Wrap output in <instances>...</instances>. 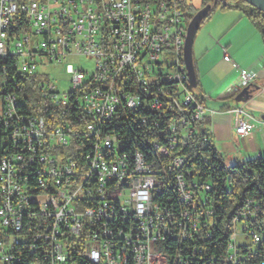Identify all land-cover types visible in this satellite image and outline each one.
Returning a JSON list of instances; mask_svg holds the SVG:
<instances>
[{"label": "built area", "instance_id": "2783aa9c", "mask_svg": "<svg viewBox=\"0 0 264 264\" xmlns=\"http://www.w3.org/2000/svg\"><path fill=\"white\" fill-rule=\"evenodd\" d=\"M186 27L179 0H0V264L188 263L155 246L191 239L210 216L205 201L175 173L182 158L158 171L120 130L155 129L151 147L164 158L213 114L185 87ZM73 56L92 60L93 72L67 64ZM63 63L70 90L59 93L38 69ZM33 77L49 119L23 112L20 80ZM255 79L240 70L234 94ZM232 112L238 136L252 131ZM173 171L175 209L161 197ZM257 209L234 220L227 264H243L239 247L261 242L249 223L261 213L264 228Z\"/></svg>", "mask_w": 264, "mask_h": 264}, {"label": "trees", "instance_id": "16d2710c", "mask_svg": "<svg viewBox=\"0 0 264 264\" xmlns=\"http://www.w3.org/2000/svg\"><path fill=\"white\" fill-rule=\"evenodd\" d=\"M179 3L186 14V23L188 24L194 16L189 15L191 7L187 4V0H179ZM207 5L211 6V10L205 20L209 19L216 10L235 9L241 12L257 30L264 45L263 13L247 5L243 0H223V2L220 0H203L202 7ZM37 80V77L20 80L25 87L23 112L24 114H38L40 111V115L49 119L48 116L52 114L53 110L46 107L47 104L42 103L36 95L35 83ZM195 83L197 87L196 74ZM185 87L196 101L203 105V99L194 92L195 89H191L186 83ZM140 114L143 115L142 112ZM203 121L197 124L194 133L185 137L178 136L177 145L164 158L159 157L151 147L150 140L157 136L155 129L135 123L132 125L125 124L120 130L131 137L129 147L146 154V161L154 164L158 171L162 164L170 165L174 158L178 157L184 160L181 168L175 169L176 172L173 171L166 178L161 197H163L168 208L175 209L177 202L172 176L175 173H182L188 183L191 182L196 186L195 189H191L194 198L204 200L206 208L210 212L208 219H199L198 230L191 239L185 242L164 240L156 244L155 250L166 255H173L177 251L181 252L190 258L187 264H227L225 262L226 246L233 232L234 220L247 206L250 211L257 207L256 214L257 211L264 212V160L258 158L225 166L220 155L209 141L206 130L201 127ZM3 131L0 121V133L2 134ZM147 151L150 152L149 156ZM261 219L262 215L259 213L249 222L254 230L258 229L261 232L262 237L261 242L256 247L251 245L239 247L240 252L244 255L243 264H259L264 260V228L261 226ZM259 226L261 227L256 228ZM194 249H197V254L191 257V250ZM169 264L172 263L169 262Z\"/></svg>", "mask_w": 264, "mask_h": 264}, {"label": "crops", "instance_id": "0c3cea01", "mask_svg": "<svg viewBox=\"0 0 264 264\" xmlns=\"http://www.w3.org/2000/svg\"><path fill=\"white\" fill-rule=\"evenodd\" d=\"M227 57L228 61L224 58ZM191 59L196 74V94L207 116L203 127L225 166L252 159L264 160V45L254 26L235 9L214 11L194 37ZM256 74L246 87L248 99L234 94L239 71ZM253 125L245 136L235 133L234 109Z\"/></svg>", "mask_w": 264, "mask_h": 264}, {"label": "rangeland", "instance_id": "374dc122", "mask_svg": "<svg viewBox=\"0 0 264 264\" xmlns=\"http://www.w3.org/2000/svg\"><path fill=\"white\" fill-rule=\"evenodd\" d=\"M187 4L191 7L189 15H195L197 12L203 9V0H187ZM66 63L71 64L74 67H79L88 74H91L94 69L93 61L84 57H69ZM66 63H63L62 65H49L45 68L39 67L38 69L39 73H43L49 77L59 93H66L70 90L69 76L65 74ZM194 92H196V90H194ZM241 228L242 224H238L236 229L238 241H241Z\"/></svg>", "mask_w": 264, "mask_h": 264}, {"label": "water", "instance_id": "95a60500", "mask_svg": "<svg viewBox=\"0 0 264 264\" xmlns=\"http://www.w3.org/2000/svg\"><path fill=\"white\" fill-rule=\"evenodd\" d=\"M220 1L223 2V0H220ZM243 1L247 5L255 8L256 10L264 14V0H243ZM224 4H225V1H224ZM210 10H211L210 5L203 7L201 11L197 12L192 17V19L190 20V22L188 23L186 27V34H185L184 43H183V64H184L185 71L187 73L188 85L191 89L196 88L195 73H194L192 59H191V48L193 44V38L196 35L199 29V26L205 20ZM240 97H243L245 99H248L250 97V94L247 88L241 91Z\"/></svg>", "mask_w": 264, "mask_h": 264}]
</instances>
